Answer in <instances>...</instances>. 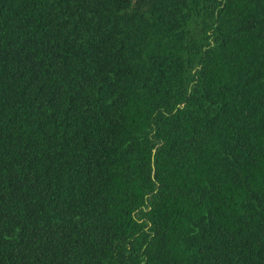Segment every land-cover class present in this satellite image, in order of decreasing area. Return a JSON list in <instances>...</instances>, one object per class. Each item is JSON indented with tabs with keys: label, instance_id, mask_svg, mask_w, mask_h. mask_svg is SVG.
Instances as JSON below:
<instances>
[{
	"label": "trees",
	"instance_id": "16d2710c",
	"mask_svg": "<svg viewBox=\"0 0 264 264\" xmlns=\"http://www.w3.org/2000/svg\"><path fill=\"white\" fill-rule=\"evenodd\" d=\"M0 264H264V0H0Z\"/></svg>",
	"mask_w": 264,
	"mask_h": 264
}]
</instances>
